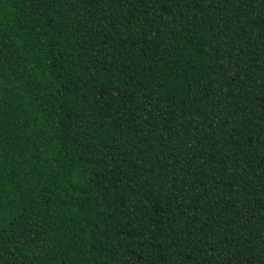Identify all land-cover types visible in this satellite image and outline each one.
I'll return each instance as SVG.
<instances>
[{
  "label": "trees",
  "instance_id": "16d2710c",
  "mask_svg": "<svg viewBox=\"0 0 264 264\" xmlns=\"http://www.w3.org/2000/svg\"><path fill=\"white\" fill-rule=\"evenodd\" d=\"M0 264H264V0H0Z\"/></svg>",
  "mask_w": 264,
  "mask_h": 264
}]
</instances>
